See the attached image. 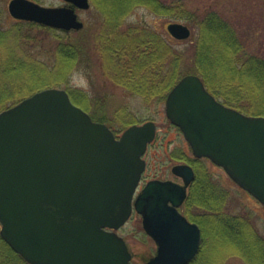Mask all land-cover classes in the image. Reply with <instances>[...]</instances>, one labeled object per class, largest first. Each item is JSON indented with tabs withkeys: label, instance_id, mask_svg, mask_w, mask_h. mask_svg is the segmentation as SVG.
I'll use <instances>...</instances> for the list:
<instances>
[{
	"label": "water",
	"instance_id": "1",
	"mask_svg": "<svg viewBox=\"0 0 264 264\" xmlns=\"http://www.w3.org/2000/svg\"><path fill=\"white\" fill-rule=\"evenodd\" d=\"M50 6L11 0L10 13L57 29H81L77 9L90 0ZM176 38L191 35L172 22ZM166 114L188 140L193 156L222 165L264 205V115L222 103L197 73L169 91ZM157 135L148 120L120 136L76 104L69 91L48 87L0 111V234L30 264H130L133 253L117 230L141 214L159 246L147 264H188L202 230L179 207L195 179L188 163L173 166L184 184L151 179L135 197L146 169L143 157Z\"/></svg>",
	"mask_w": 264,
	"mask_h": 264
},
{
	"label": "trees",
	"instance_id": "2",
	"mask_svg": "<svg viewBox=\"0 0 264 264\" xmlns=\"http://www.w3.org/2000/svg\"><path fill=\"white\" fill-rule=\"evenodd\" d=\"M94 2L95 10L103 20L94 38L99 40L97 45L101 49L104 65L115 80L128 89L164 99L183 76L179 70L182 57L176 54L169 38H159L152 31L139 27L123 29L126 14L136 5L143 4L158 13L186 19L196 26L197 39L192 58L197 69L193 72L199 73L207 88L223 103L247 114L264 115V55L247 51L243 35L226 16L213 10L200 14L190 11L181 0H174L170 4L162 0ZM4 10V6L0 5V20L6 13ZM20 22L23 21L19 20L9 30L0 26V108L9 102L15 104L50 84L59 85L60 77L66 74L82 53L80 41L61 42L56 49L55 69L38 67L37 63L28 61L19 53H24L20 43ZM50 72L57 76L48 77ZM22 87L27 91L20 92ZM70 95L76 103L85 102L82 99L84 95L75 92H70ZM96 119L103 121L104 118ZM133 123L137 122L124 121L123 124L127 128ZM187 158L186 161L195 168L196 178L182 206L183 213L201 226L202 238L208 232L212 233L216 251L225 247L248 258L253 264H264V242L245 223V219L227 214L223 206L225 193L210 178V171L205 172L200 165L203 162L201 157ZM205 262L209 263L207 260ZM0 264L30 263L10 247L0 234ZM215 264H220V260Z\"/></svg>",
	"mask_w": 264,
	"mask_h": 264
},
{
	"label": "rangeland",
	"instance_id": "3",
	"mask_svg": "<svg viewBox=\"0 0 264 264\" xmlns=\"http://www.w3.org/2000/svg\"><path fill=\"white\" fill-rule=\"evenodd\" d=\"M38 1L41 4L50 6L68 5L65 0ZM162 1L165 4H170L174 0ZM181 1L184 2L185 8L190 11L200 14L206 10H213L226 16L236 27V30L243 35L247 51L264 55V0ZM10 2L11 0H0V5H3L4 11H6L0 20V26L8 30L19 21L10 13ZM90 3V8H79L77 10L79 18L84 22V26L81 28L84 30L83 32L80 31L81 29L50 28V26H46L40 21L20 22V43L22 51H24V53L19 52L20 55L30 62L37 63L38 67H50L49 69L54 70V59L58 45L61 42L80 41L82 53L79 54L78 60L67 70L66 74L60 77L61 82L59 85L50 84V86L44 88L59 87L64 88L69 93L75 92L84 95L82 99L85 102H82V105L78 102L77 104L83 108L85 107L84 110L96 121H102L96 118H104L102 122L107 123L118 135H121L126 129L123 124L124 121L137 122L133 124H141L148 120L154 121L157 124V136L144 155L147 167L143 178H141V184L155 178L184 183L182 177L173 172V166L182 163L193 165L191 162L186 161L187 157H194L189 142L183 136L184 134L179 126H176L168 118L165 106L166 98L159 99L158 96L135 93L115 80L109 69H106L101 49L97 45L99 40L94 38L98 33L99 26L103 24V20L95 10L94 0H90ZM126 15L122 24L123 29L128 30L132 26L139 27L152 31L159 38H169L176 54H180L182 57V65L179 67L182 75L196 73L193 70L197 69V65H194L192 58L197 39L196 31L198 29L196 26L189 24L186 19H180L171 16V14L158 13L153 8L143 4L136 5ZM172 22L188 24L191 28V35L182 39L173 36L168 30V25ZM86 41H89L88 45ZM183 55L187 57L184 58ZM197 74L199 75V73ZM55 76L57 74L52 75V72H50L48 77ZM164 80L165 78L163 82ZM24 91H27V89L22 87L20 92ZM13 104L12 102L6 103L8 107ZM5 107L0 108V110L3 111ZM201 160L203 162L200 165L204 167L205 172L210 171V178L225 193L226 202L223 206L227 214L245 219V223L250 225L255 234L264 242V205L227 175L228 173L223 167L215 165L207 158H201ZM193 181L187 186L188 192ZM181 210L183 211L184 208L181 207ZM142 219L138 212H134L127 223L117 231L125 238L133 253L130 264H147L158 253L159 246L145 230ZM202 240L199 253L188 264H215L218 259L220 264H253L248 258L232 249L227 250L225 247L220 248L219 252L221 253L218 254L219 252L213 248L214 239L211 232H208ZM205 260L209 263H206Z\"/></svg>",
	"mask_w": 264,
	"mask_h": 264
}]
</instances>
